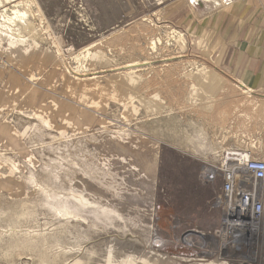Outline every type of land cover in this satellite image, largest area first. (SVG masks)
<instances>
[{
  "label": "rangeland",
  "instance_id": "rangeland-1",
  "mask_svg": "<svg viewBox=\"0 0 264 264\" xmlns=\"http://www.w3.org/2000/svg\"><path fill=\"white\" fill-rule=\"evenodd\" d=\"M182 1L0 0L29 22L15 48L0 41V264H264V217L253 246L233 251L214 235L220 182L201 170L220 150L202 147L200 125L211 127L196 92L181 96L197 87L196 63L233 88L217 94L232 98L214 133L264 161V93L240 102L203 63L167 17ZM31 177L76 217L55 213ZM188 233L197 240L182 246Z\"/></svg>",
  "mask_w": 264,
  "mask_h": 264
},
{
  "label": "crops",
  "instance_id": "crops-1",
  "mask_svg": "<svg viewBox=\"0 0 264 264\" xmlns=\"http://www.w3.org/2000/svg\"><path fill=\"white\" fill-rule=\"evenodd\" d=\"M206 4L192 10L182 1L168 9L167 17L187 33L191 41H195L204 64L235 82L234 87L242 91L238 94L240 102L254 103L256 99L245 97L243 91L247 95L252 91L264 93V0H237L228 7L211 12H205L212 8L208 2ZM196 11H199L197 15ZM195 65L201 70L198 75L203 77H197V87L191 84L184 88L181 96L187 103L190 99L194 101L195 91L196 101H200L199 110L208 111L205 118L209 120L211 128L205 130L200 125L202 135L208 137L207 144L202 147L207 154H213L227 148L225 146L228 144L219 140L214 131L224 129L223 107L232 98L228 92L223 98H217V94L224 89L234 92V89L227 88L216 75L198 63ZM213 103L217 104V111L211 110ZM191 107L194 108L192 104ZM262 107L260 114L264 116ZM260 140L264 141V137Z\"/></svg>",
  "mask_w": 264,
  "mask_h": 264
},
{
  "label": "built area",
  "instance_id": "built-area-1",
  "mask_svg": "<svg viewBox=\"0 0 264 264\" xmlns=\"http://www.w3.org/2000/svg\"><path fill=\"white\" fill-rule=\"evenodd\" d=\"M235 1L219 0L205 12L228 7ZM186 3L192 9L202 4L191 0ZM201 176L207 184L220 182L219 192L212 202V207L219 213L215 237L233 251L250 246L260 233L264 217V161L253 158L247 149L226 148L220 152L217 166H204ZM194 238L192 233L185 234L180 243L193 246L187 240L192 242L196 240ZM153 244L156 249H161L165 241L156 237Z\"/></svg>",
  "mask_w": 264,
  "mask_h": 264
},
{
  "label": "bare ground",
  "instance_id": "bare-ground-1",
  "mask_svg": "<svg viewBox=\"0 0 264 264\" xmlns=\"http://www.w3.org/2000/svg\"><path fill=\"white\" fill-rule=\"evenodd\" d=\"M158 1H162V0H158ZM191 1H192V3H194L195 1H198V2H201L204 5H207L206 3L208 2L209 5H211V6L213 4L219 3V0H191ZM18 4H14L13 5V9H9V11H10L9 13H7L8 9H4L2 6H0V41H1L2 38H5L8 41V45H10V47H13V48H15L17 46V44H16L17 41L23 42L21 40L22 36H21V34L18 31H20L22 29H25L28 26V24H29V22L26 21L27 20V12L17 9L16 7H17ZM183 37H184V35L180 34V38H183ZM154 44H155V42H151L152 46H154ZM87 54H88V52H87ZM197 71H198V69H197ZM200 76H202V75H198V78H200ZM211 149H213V148H211ZM250 152H251L253 158H255L253 153H252V151H250ZM29 182H31L32 184L38 186V189L43 191L44 194L46 195V197L50 198V201L51 200L53 201L52 203H55V205L52 207L54 209L55 213H57L61 217H70V218L71 217L72 218L76 217L75 209L72 210L70 208L71 205L69 206V204L67 203V200H66L65 197H63L61 200H59L60 196L54 195V194L51 195L50 193H47L48 187L47 186L46 187L45 186H41L42 184L38 185L39 183L36 184V182L34 180V177L33 178L31 177L29 179ZM49 189H51V188H49ZM70 192L71 193L69 195L72 198H74V200L77 203L78 202L82 203L81 202V200H82L81 197L75 195L74 192H72V191H70ZM187 241L189 242L188 244H191V245L195 244V241H192V242H191V240H187ZM253 244H254V242L251 245L253 246ZM221 245H222V247H225V244H221Z\"/></svg>",
  "mask_w": 264,
  "mask_h": 264
}]
</instances>
